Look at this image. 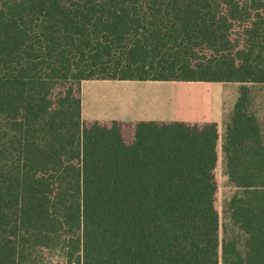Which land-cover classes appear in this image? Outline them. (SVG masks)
<instances>
[{"label":"trees","instance_id":"16d2710c","mask_svg":"<svg viewBox=\"0 0 264 264\" xmlns=\"http://www.w3.org/2000/svg\"><path fill=\"white\" fill-rule=\"evenodd\" d=\"M242 83L221 237L215 121L84 119L82 82ZM264 0H0V264H264Z\"/></svg>","mask_w":264,"mask_h":264},{"label":"rangeland","instance_id":"374dc122","mask_svg":"<svg viewBox=\"0 0 264 264\" xmlns=\"http://www.w3.org/2000/svg\"><path fill=\"white\" fill-rule=\"evenodd\" d=\"M246 85L250 88L249 110L257 117L264 140V84ZM241 86L239 82L89 80L81 87L82 116L126 121H216L219 130L218 207L223 238L224 227L230 225L226 204L237 188L225 172L222 146Z\"/></svg>","mask_w":264,"mask_h":264},{"label":"crops","instance_id":"0c3cea01","mask_svg":"<svg viewBox=\"0 0 264 264\" xmlns=\"http://www.w3.org/2000/svg\"><path fill=\"white\" fill-rule=\"evenodd\" d=\"M167 82V81H166ZM83 83V82H82ZM157 120H159V119H157ZM205 121H214V120H205ZM216 122V121H215Z\"/></svg>","mask_w":264,"mask_h":264}]
</instances>
